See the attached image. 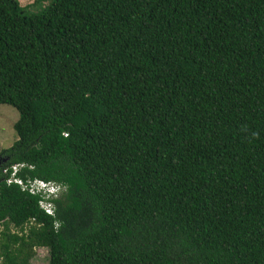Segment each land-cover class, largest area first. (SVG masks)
<instances>
[{
	"label": "trees",
	"instance_id": "obj_1",
	"mask_svg": "<svg viewBox=\"0 0 264 264\" xmlns=\"http://www.w3.org/2000/svg\"><path fill=\"white\" fill-rule=\"evenodd\" d=\"M1 104L0 264H264V0H0Z\"/></svg>",
	"mask_w": 264,
	"mask_h": 264
},
{
	"label": "rangeland",
	"instance_id": "obj_2",
	"mask_svg": "<svg viewBox=\"0 0 264 264\" xmlns=\"http://www.w3.org/2000/svg\"><path fill=\"white\" fill-rule=\"evenodd\" d=\"M24 7L26 13H37L48 3L49 0H17ZM35 1V2H34ZM18 118L17 110L6 104L0 105V150L8 148L17 139L13 128L14 122ZM1 229V226H0ZM48 250L43 247L34 249V256L31 264H47Z\"/></svg>",
	"mask_w": 264,
	"mask_h": 264
},
{
	"label": "built area",
	"instance_id": "obj_3",
	"mask_svg": "<svg viewBox=\"0 0 264 264\" xmlns=\"http://www.w3.org/2000/svg\"><path fill=\"white\" fill-rule=\"evenodd\" d=\"M22 165L23 164H14L11 166L10 177L7 180V183L13 182L17 184L21 190L39 196L38 206L46 214L52 215L53 204L50 199L58 195L61 186L55 182L44 181L38 178L22 180L16 177V172ZM3 172H5V169Z\"/></svg>",
	"mask_w": 264,
	"mask_h": 264
},
{
	"label": "water",
	"instance_id": "obj_4",
	"mask_svg": "<svg viewBox=\"0 0 264 264\" xmlns=\"http://www.w3.org/2000/svg\"><path fill=\"white\" fill-rule=\"evenodd\" d=\"M0 161H1V159H0Z\"/></svg>",
	"mask_w": 264,
	"mask_h": 264
}]
</instances>
